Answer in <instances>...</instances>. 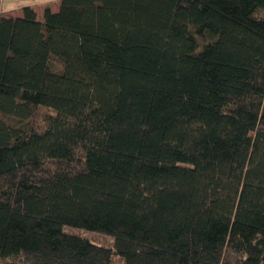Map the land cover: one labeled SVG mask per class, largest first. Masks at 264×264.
Masks as SVG:
<instances>
[{
  "label": "trees",
  "instance_id": "trees-1",
  "mask_svg": "<svg viewBox=\"0 0 264 264\" xmlns=\"http://www.w3.org/2000/svg\"><path fill=\"white\" fill-rule=\"evenodd\" d=\"M0 264H264V0L0 14Z\"/></svg>",
  "mask_w": 264,
  "mask_h": 264
},
{
  "label": "crops",
  "instance_id": "crops-1",
  "mask_svg": "<svg viewBox=\"0 0 264 264\" xmlns=\"http://www.w3.org/2000/svg\"><path fill=\"white\" fill-rule=\"evenodd\" d=\"M27 5L32 6L40 18L47 7L57 11L60 0H0V14L20 16L23 14V7Z\"/></svg>",
  "mask_w": 264,
  "mask_h": 264
},
{
  "label": "rangeland",
  "instance_id": "rangeland-1",
  "mask_svg": "<svg viewBox=\"0 0 264 264\" xmlns=\"http://www.w3.org/2000/svg\"><path fill=\"white\" fill-rule=\"evenodd\" d=\"M79 232L84 234V235H86V236H88L90 239H92L96 243L104 244V245H108V246L111 245V243H112V240L108 236H105L102 233L85 232L83 230H80Z\"/></svg>",
  "mask_w": 264,
  "mask_h": 264
}]
</instances>
